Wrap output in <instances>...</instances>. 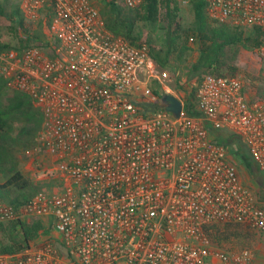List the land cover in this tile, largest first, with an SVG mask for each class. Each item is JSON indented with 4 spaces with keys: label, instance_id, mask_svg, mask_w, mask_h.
<instances>
[{
    "label": "built area",
    "instance_id": "built-area-1",
    "mask_svg": "<svg viewBox=\"0 0 264 264\" xmlns=\"http://www.w3.org/2000/svg\"><path fill=\"white\" fill-rule=\"evenodd\" d=\"M15 1L43 45L0 52V78L41 116L34 140L48 161L31 175L56 191L35 192L17 211L0 201V223L38 219L48 230L0 264H252L251 250L215 247L205 232L240 223L264 236V205L207 130L238 135L264 171V98L237 76L207 74L189 116L147 45L114 37L92 0ZM201 1L213 23L258 28L264 60V0ZM164 94L180 101L178 117Z\"/></svg>",
    "mask_w": 264,
    "mask_h": 264
},
{
    "label": "trees",
    "instance_id": "trees-1",
    "mask_svg": "<svg viewBox=\"0 0 264 264\" xmlns=\"http://www.w3.org/2000/svg\"><path fill=\"white\" fill-rule=\"evenodd\" d=\"M100 1L99 14L105 28L131 46L147 45L152 60L168 71L174 89L183 98V111L189 116L198 115L194 94L201 78L207 74L235 76L240 51L255 52L260 43V30L256 27L246 29L208 20L201 0L188 6L191 20L187 23L182 20V6L176 0H142L134 8H126L121 0ZM3 2L7 0H0V15L4 14ZM6 16L11 25L7 26L8 40H0V52L43 45L41 27L37 31L25 27L16 6ZM160 25L162 41L154 45L148 37ZM181 74L186 78L182 79ZM191 80L194 86L188 89ZM259 80L257 97L264 98V70ZM40 123L41 116L29 98L8 88L0 78V201L15 211L40 190V184L33 183L22 173L17 157V150H27L34 145ZM207 135L210 141L226 147L230 156L246 169L257 184V201L264 204V171L257 169L240 137L212 128H208ZM205 232L211 243L221 249L225 244L248 247L253 241L249 228L240 223L208 225ZM47 233L38 219L0 223V254L21 251Z\"/></svg>",
    "mask_w": 264,
    "mask_h": 264
},
{
    "label": "rangeland",
    "instance_id": "rangeland-1",
    "mask_svg": "<svg viewBox=\"0 0 264 264\" xmlns=\"http://www.w3.org/2000/svg\"><path fill=\"white\" fill-rule=\"evenodd\" d=\"M92 1L99 9L101 5V1L100 0H92ZM16 4L17 3L15 0H7V2H3L4 14L0 15V40H5V41L8 40L7 26H10L11 22L10 20H8L6 14H8L9 11L12 9V7L16 6ZM180 12L183 22L185 23L190 22L191 14L189 11V7L188 6L181 7ZM160 28L161 25L158 26L155 32L151 33L150 36L148 37L149 39H151L152 44L154 45L160 44V42L162 41L163 35ZM236 66L238 72L235 76L241 78L245 82V89L247 94L250 97H254V96L257 97L260 91L259 88L261 86L259 75L261 74V71L264 70V60H261L259 58L256 51L247 52L242 50L238 55ZM181 76L182 79L186 78L185 75L183 74H181ZM189 86L188 89L194 86V80L190 81ZM17 157L19 160V165L22 170V173L32 182H33V176L31 175L32 165L35 164L36 162L45 163L46 161H48V159H46L44 156V152L42 148L36 144L35 140H34V145L31 148L27 150H17ZM231 158L232 161L236 164L241 183L247 189L251 190L255 195V191L257 188L256 182L250 178L248 172L242 165H240L232 156ZM37 184H40V190L51 189L53 191H56L55 187L45 186L42 183H37ZM258 204L264 205L259 202ZM45 229L47 228L45 227ZM250 232L253 235V241L250 246L241 247V246L225 244L222 246V249L227 251H238L243 248H247L253 252L254 259L257 257L258 254L264 255V248H262V246H264V236L257 234L252 230H250Z\"/></svg>",
    "mask_w": 264,
    "mask_h": 264
},
{
    "label": "water",
    "instance_id": "water-1",
    "mask_svg": "<svg viewBox=\"0 0 264 264\" xmlns=\"http://www.w3.org/2000/svg\"><path fill=\"white\" fill-rule=\"evenodd\" d=\"M161 101L166 111L170 112L174 117H178L181 110V103L179 100L171 95L164 94L161 96Z\"/></svg>",
    "mask_w": 264,
    "mask_h": 264
},
{
    "label": "crops",
    "instance_id": "crops-1",
    "mask_svg": "<svg viewBox=\"0 0 264 264\" xmlns=\"http://www.w3.org/2000/svg\"><path fill=\"white\" fill-rule=\"evenodd\" d=\"M262 248H264V246H262ZM253 264H264V255L258 254L254 259Z\"/></svg>",
    "mask_w": 264,
    "mask_h": 264
}]
</instances>
